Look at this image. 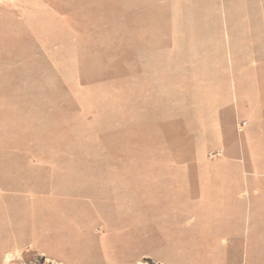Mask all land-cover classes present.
I'll use <instances>...</instances> for the list:
<instances>
[{
  "label": "rangeland",
  "instance_id": "rangeland-1",
  "mask_svg": "<svg viewBox=\"0 0 264 264\" xmlns=\"http://www.w3.org/2000/svg\"><path fill=\"white\" fill-rule=\"evenodd\" d=\"M0 264H264V0H0Z\"/></svg>",
  "mask_w": 264,
  "mask_h": 264
}]
</instances>
